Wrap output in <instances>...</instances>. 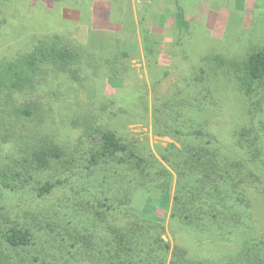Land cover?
Returning <instances> with one entry per match:
<instances>
[{
  "label": "rangeland",
  "instance_id": "rangeland-1",
  "mask_svg": "<svg viewBox=\"0 0 264 264\" xmlns=\"http://www.w3.org/2000/svg\"><path fill=\"white\" fill-rule=\"evenodd\" d=\"M52 32L77 43L86 55L78 66L79 79L60 73L45 90L17 95L26 104L37 101L42 112L22 116L15 133L7 134L9 142L0 135V172L21 173L9 179L20 189H6L0 175V240L14 227L30 233L24 250H8L12 262L88 264V189L103 191L105 202L116 194L124 199L138 178L133 172L123 178L117 162L104 166L102 174H91L88 167L100 149L99 134L90 130L94 126L116 133L137 155L149 159L153 154L173 172L154 175L148 186H129L132 208L162 222L172 247L179 244L191 257L218 264L235 257L242 242L198 237L172 218L177 174L162 153L171 143L180 144L155 132L153 108L165 94L210 87L209 100L218 102L210 118L226 147L238 128L264 118V101L258 111L235 72L220 68L208 81H195L204 68L211 72L210 56L242 67L251 52L264 49V0H0V59L29 52L35 39ZM106 58L113 60L110 65ZM16 139L26 144L25 150L13 151ZM52 145L60 147L63 157L30 175L36 167L30 152ZM23 151L22 163L16 164L15 154ZM103 162L102 157L98 163ZM46 184L52 185L49 191L42 190Z\"/></svg>",
  "mask_w": 264,
  "mask_h": 264
},
{
  "label": "trees",
  "instance_id": "trees-1",
  "mask_svg": "<svg viewBox=\"0 0 264 264\" xmlns=\"http://www.w3.org/2000/svg\"><path fill=\"white\" fill-rule=\"evenodd\" d=\"M181 19L184 20V15ZM35 40L29 52L15 59H0V135L5 142H9L7 134L15 133L22 116H38L42 112L37 101L26 104L17 95L30 93L32 96L41 92L39 88L45 90L52 78L60 73H66L72 79L80 76L78 66L86 50L56 32L41 34ZM118 58L116 56L115 60ZM208 60L211 72L204 68L195 80L197 85L208 81L212 74L216 76L220 68L229 75L235 72L242 89L255 99V108L262 111L259 107L264 101V49L251 52L242 67L218 55L210 56ZM112 61L105 59L106 65ZM112 70L111 73H116L114 67ZM211 94L210 87L198 88L193 93L180 90L165 94L154 104L155 132L173 136L180 144L171 143L162 153L163 159L177 174L171 216L198 237L210 235L221 242H242L238 254L222 260L221 264H264V215H260L264 210V118L260 116L250 125L238 128L231 147H226L210 118L218 106V102L209 100ZM97 127H90L100 136V149L95 152L98 160L94 156L93 167H88L91 174H102L104 166L117 162L124 168L123 173L118 171L123 178L129 173H137L136 183L129 186H148L149 181L155 180L154 175L159 178L172 176L173 172H168L153 154L149 159L137 155L116 133ZM18 141L12 142L14 152L26 149V144ZM29 155L36 165L30 175H35L63 157V152L59 146L52 145L33 150ZM21 157H24V151L15 154L16 164L22 163ZM102 157L104 162L99 164ZM0 175L6 180V189L21 188L11 185L9 180L18 179L21 173L0 172ZM51 186L46 184L42 190L49 191ZM129 186L126 198H115L119 197L116 194L107 198L108 202L100 196L103 191L96 194L88 189V264H218L207 257H191L179 244L172 247L164 238L162 222L132 208V188ZM118 192L122 190L115 193ZM258 205L261 210L257 217ZM29 236L28 231L17 227L7 231L0 240V264H14L8 250H24Z\"/></svg>",
  "mask_w": 264,
  "mask_h": 264
}]
</instances>
